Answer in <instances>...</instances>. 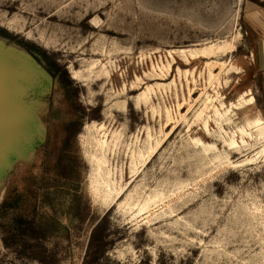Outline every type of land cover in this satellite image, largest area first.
Returning a JSON list of instances; mask_svg holds the SVG:
<instances>
[{"label":"rangeland","instance_id":"obj_1","mask_svg":"<svg viewBox=\"0 0 264 264\" xmlns=\"http://www.w3.org/2000/svg\"><path fill=\"white\" fill-rule=\"evenodd\" d=\"M244 2L0 0V46L48 77L29 95L42 140L0 178V204L20 199L0 212V264H264V70ZM100 124L117 135L107 199Z\"/></svg>","mask_w":264,"mask_h":264},{"label":"water","instance_id":"obj_2","mask_svg":"<svg viewBox=\"0 0 264 264\" xmlns=\"http://www.w3.org/2000/svg\"><path fill=\"white\" fill-rule=\"evenodd\" d=\"M46 80L32 59L0 46V178L15 157L31 152L42 140L29 95Z\"/></svg>","mask_w":264,"mask_h":264},{"label":"bare ground","instance_id":"obj_3","mask_svg":"<svg viewBox=\"0 0 264 264\" xmlns=\"http://www.w3.org/2000/svg\"><path fill=\"white\" fill-rule=\"evenodd\" d=\"M191 52V51H190ZM180 55V54H179ZM189 56V55H188ZM252 62V61H251ZM252 66V65H251ZM249 67V66H248ZM235 70H237V68H235ZM246 70V69H245ZM245 73V72H244ZM214 78V77H213ZM237 78V76H236ZM240 78V77H239ZM211 79V77H210ZM242 81V80H241ZM220 86V85H219ZM233 88V87H232ZM248 101L251 103L253 102V99L251 97H249ZM222 106V105H221ZM241 106V105H239ZM242 107V106H241ZM237 108V107H236ZM215 114L218 115L219 117H222L223 115L217 110L215 109L214 110ZM223 118V117H222ZM260 120L257 119L255 122H253V124H255L257 130H260L259 127H260ZM254 126V125H253ZM93 128L96 129V136L97 138L95 139L96 141V144H97V151H99L98 153L99 154H96V150H95V154L94 155H91L90 156V159H91V163L94 164L95 166V170H94V183L97 185L100 181L102 182V184L104 185V187L102 188V190L104 191L105 193V199H107L110 194L112 193V189L113 190H116L115 186H114V183L115 181H111V171L109 170L110 169V166H108V159L106 157V154H107V151L111 150L110 146H111V143H113L114 141V144L117 142L116 141V137L117 136L116 134L110 138V140H108V136H106L105 132L103 131L104 130V126L103 125H93ZM89 129V128H88ZM119 136L117 137V140H118ZM138 140V139H137ZM137 142V141H136ZM140 144V143H139ZM148 143H145V146H147ZM137 145V143L135 144ZM150 145V144H149ZM115 146V145H114ZM154 147V145H152ZM113 147V146H111ZM140 147V146H139ZM139 147H135L136 150L134 149L131 153V158H130V168L132 169L131 172H133V170H136L134 169L135 166L137 167L139 165V163L142 162V158H143V155L145 153H147V149L149 148L150 151H152V148L150 147H146V149L143 148V150H146L143 152V150ZM144 147V146H143ZM148 150V151H149ZM154 150V149H153ZM131 152V151H130ZM153 152V151H152ZM151 152V153H152ZM150 153V154H151ZM112 154V153H111ZM149 154V152H148ZM147 156V154H145ZM146 158V157H145ZM141 160V162H140ZM138 163V165H137ZM109 169H108V167ZM113 171V170H112ZM119 172V171H118ZM113 174V173H112ZM113 176V175H112ZM119 177V176H117ZM115 178V177H114ZM116 185V184H115ZM95 193H99V188H95L94 190Z\"/></svg>","mask_w":264,"mask_h":264},{"label":"crops","instance_id":"obj_4","mask_svg":"<svg viewBox=\"0 0 264 264\" xmlns=\"http://www.w3.org/2000/svg\"><path fill=\"white\" fill-rule=\"evenodd\" d=\"M243 19L250 35V58L258 70H264V0H245Z\"/></svg>","mask_w":264,"mask_h":264},{"label":"trees","instance_id":"obj_5","mask_svg":"<svg viewBox=\"0 0 264 264\" xmlns=\"http://www.w3.org/2000/svg\"><path fill=\"white\" fill-rule=\"evenodd\" d=\"M19 203L20 199L18 196L17 198H12L11 195H9L0 204V212L16 210L19 207Z\"/></svg>","mask_w":264,"mask_h":264}]
</instances>
